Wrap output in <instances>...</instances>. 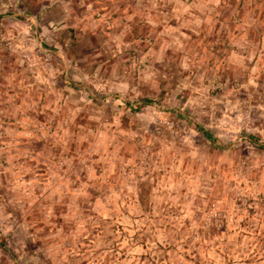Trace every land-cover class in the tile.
<instances>
[{
  "label": "rangeland",
  "instance_id": "1",
  "mask_svg": "<svg viewBox=\"0 0 264 264\" xmlns=\"http://www.w3.org/2000/svg\"><path fill=\"white\" fill-rule=\"evenodd\" d=\"M0 264H264V0H0Z\"/></svg>",
  "mask_w": 264,
  "mask_h": 264
},
{
  "label": "trees",
  "instance_id": "2",
  "mask_svg": "<svg viewBox=\"0 0 264 264\" xmlns=\"http://www.w3.org/2000/svg\"><path fill=\"white\" fill-rule=\"evenodd\" d=\"M199 131L201 132V134L211 139V141H213V143L216 145V140L214 139L213 134L209 130H206L203 126H199Z\"/></svg>",
  "mask_w": 264,
  "mask_h": 264
}]
</instances>
